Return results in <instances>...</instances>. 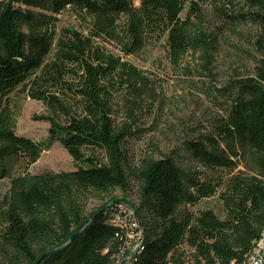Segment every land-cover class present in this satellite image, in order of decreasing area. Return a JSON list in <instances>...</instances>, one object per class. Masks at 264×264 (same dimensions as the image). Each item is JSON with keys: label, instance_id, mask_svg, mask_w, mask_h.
Instances as JSON below:
<instances>
[{"label": "trees", "instance_id": "obj_1", "mask_svg": "<svg viewBox=\"0 0 264 264\" xmlns=\"http://www.w3.org/2000/svg\"><path fill=\"white\" fill-rule=\"evenodd\" d=\"M243 2L258 10L250 20L259 28L255 48L260 58L252 76L235 82V97L216 134L230 157L249 159L254 175L229 180L221 195L225 211L221 220L211 210L180 212L211 197L214 186L190 179L185 185L172 160H144L127 168L124 137L111 120L109 90L115 88L106 80L115 77L118 89L131 94L134 104L143 94L145 78L134 67L92 50L73 30L63 29L56 36L53 18L47 15L78 8L108 31L113 17L123 14L129 42L126 55L157 33L177 54L191 47L180 15L184 9L198 13L194 0H0V182L9 181L8 190L0 195V264H36L85 225L70 244L42 264H112L124 254L127 242L121 213L111 205L88 224L98 211L85 216L80 201L91 192L124 193L131 182L139 193V208L134 211L140 241L122 264H242L264 227V0ZM67 77H73L74 84L65 85ZM18 88L48 113L38 119L49 126L43 141L15 133L8 96ZM64 91L79 100L77 111L60 99ZM53 144L60 145L77 167L70 172L29 174V167ZM210 145L208 149L190 142L193 159L208 169H234L218 143L211 139ZM146 205L156 219L152 225L140 215ZM183 247L190 251L188 261Z\"/></svg>", "mask_w": 264, "mask_h": 264}, {"label": "rangeland", "instance_id": "obj_2", "mask_svg": "<svg viewBox=\"0 0 264 264\" xmlns=\"http://www.w3.org/2000/svg\"><path fill=\"white\" fill-rule=\"evenodd\" d=\"M194 2L198 7L196 15L186 9L180 15V20L187 24L186 35L191 47L177 54L168 50L165 36L157 33L146 36L141 49L126 55L129 42L123 14L113 17V27L108 31L101 27L99 20L78 8L67 7L58 15H47L53 18L51 27L56 36L63 29L73 30L89 42L92 50L134 67L145 78L143 94L137 102H132L134 104H130L131 94L118 89L115 77L106 80L115 88L109 90L111 120L113 129L124 137L122 148L127 168H134L144 160H172L185 185L190 179L214 186L211 197L200 200L193 207H182L180 212L198 214L211 210L222 220L225 211L221 195L225 193L229 180L235 176L254 175L249 159L243 155L230 157L216 132L224 123L235 97V82L252 76L260 58L255 48L259 28L250 20L251 13L258 10L246 7L243 0ZM133 4L137 6L135 2ZM21 9L39 13L25 7ZM63 81L65 85H71L75 79L67 77ZM64 92L59 94L60 99L69 104L72 111H77L79 100ZM8 103L15 118L17 135L38 142L47 138L49 126L38 119L48 113L40 103L27 97V91L18 88L8 96ZM211 139L234 163V169H208L193 159L189 143H203L211 149ZM76 167L67 152L60 145L53 144L29 167L28 173L70 172ZM130 185L124 193L119 190L91 192L80 201L85 216L106 205L115 206L121 213L127 225V242L124 254L115 258L112 264L135 253L140 241V226L134 211L139 208V193L134 183ZM8 186V180L0 182V195L6 193ZM189 193H193L192 190ZM140 215L151 225L156 221L148 205L140 210ZM182 252L188 261L190 251L183 247Z\"/></svg>", "mask_w": 264, "mask_h": 264}, {"label": "water", "instance_id": "obj_3", "mask_svg": "<svg viewBox=\"0 0 264 264\" xmlns=\"http://www.w3.org/2000/svg\"><path fill=\"white\" fill-rule=\"evenodd\" d=\"M108 207H109V205H106L104 208H102L100 211H98V213L95 214V215L91 218V220L89 221L88 224L93 223L98 217H100V216L105 212V210H106ZM86 226H87V225H85V227H86ZM85 227H84V228H85ZM84 228H83V229H84ZM83 229H81L79 232L75 233V234H74V235L68 240V242L65 243V244H63L60 248L45 252V253H44V254L38 259V261L36 262V264H42L43 260H44L47 256H49L50 254L56 252V251L59 250V249H62V248H64V247H66L67 244H70V243H71V242H72V241H73V240H74L79 234H81V232L83 231ZM133 255H134V253L129 254L128 256L124 257V258H123L119 263H117V264H122L125 260L130 259Z\"/></svg>", "mask_w": 264, "mask_h": 264}, {"label": "built area", "instance_id": "obj_4", "mask_svg": "<svg viewBox=\"0 0 264 264\" xmlns=\"http://www.w3.org/2000/svg\"><path fill=\"white\" fill-rule=\"evenodd\" d=\"M119 219L120 218H116V221L119 222ZM120 223H125V222L123 220H120ZM128 255H126V256H128ZM120 256H122V255H120ZM243 262H250V264H264V243L260 244L258 246V248H256L254 256H245ZM243 262H242V264H243Z\"/></svg>", "mask_w": 264, "mask_h": 264}, {"label": "bare ground", "instance_id": "obj_5", "mask_svg": "<svg viewBox=\"0 0 264 264\" xmlns=\"http://www.w3.org/2000/svg\"><path fill=\"white\" fill-rule=\"evenodd\" d=\"M263 243H264V227L261 230L259 239L252 242L251 249L246 256H254L256 248H258V246L260 244H263ZM137 248H138V246H137ZM243 264H250V262H243Z\"/></svg>", "mask_w": 264, "mask_h": 264}]
</instances>
